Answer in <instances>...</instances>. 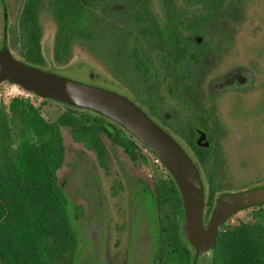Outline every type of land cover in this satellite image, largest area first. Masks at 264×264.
I'll list each match as a JSON object with an SVG mask.
<instances>
[{
	"label": "flooded vegetation",
	"instance_id": "af4514ba",
	"mask_svg": "<svg viewBox=\"0 0 264 264\" xmlns=\"http://www.w3.org/2000/svg\"><path fill=\"white\" fill-rule=\"evenodd\" d=\"M62 1L70 14L62 19L65 58L58 64L68 66L73 54L91 60L90 75L95 87L131 101L182 147L204 186L205 227L220 197L264 187V0ZM26 2L0 0V52L14 54L18 46L23 49ZM54 2L45 0L46 11L53 16ZM56 39L57 32L55 44ZM86 42H96L98 50ZM121 43L125 48L119 47ZM109 44L114 47L106 48ZM23 55L26 62L24 51ZM127 133L128 140L134 143L136 159L102 135L107 152L105 165L72 135L84 152L77 153L72 172L65 180L59 178V182L74 219L76 254L80 251L84 255L89 249L102 251L109 264H130V259L132 264H149L150 249L145 246L135 253L141 242L134 245L151 222L157 224L161 236V223L168 209L159 194L167 191L171 174L164 165L163 169L154 165L151 156H156ZM120 154L126 158L118 161ZM79 159L95 166L100 218L112 210V217L103 218L93 236L85 231L83 222L87 218L85 210L92 213L96 202L74 189L72 176ZM103 177L112 181L108 187ZM77 195L86 205L73 201ZM106 196L113 203L110 209L103 206ZM212 196L216 202L209 208L207 199ZM124 197L126 205L121 207L119 200ZM242 212L264 213V204ZM80 223L82 235L78 234ZM185 245L183 255L188 258L176 264H200L202 256H213L212 250L203 252L196 261L197 248L189 240ZM165 251L161 236L154 264H164Z\"/></svg>",
	"mask_w": 264,
	"mask_h": 264
},
{
	"label": "trees",
	"instance_id": "16d2710c",
	"mask_svg": "<svg viewBox=\"0 0 264 264\" xmlns=\"http://www.w3.org/2000/svg\"><path fill=\"white\" fill-rule=\"evenodd\" d=\"M44 7L45 0H27L22 20L25 60L38 64H46L40 19ZM53 12L58 25L55 59L61 61L65 58L62 19L70 11L64 1L55 0ZM71 13L78 14L76 10ZM64 106L67 110L55 122L45 120L40 108L23 99H10L0 106V264H80L74 219L59 182L66 159L64 129L94 151L102 165L107 154L102 135L136 159L134 143L123 127L93 111ZM170 177L167 191L159 194L168 209L161 223L164 264L188 258L183 255L188 242L183 231V201ZM215 202L213 196L207 199L209 208ZM252 214L250 221L219 232L212 249L213 264H264V213Z\"/></svg>",
	"mask_w": 264,
	"mask_h": 264
},
{
	"label": "water",
	"instance_id": "95a60500",
	"mask_svg": "<svg viewBox=\"0 0 264 264\" xmlns=\"http://www.w3.org/2000/svg\"><path fill=\"white\" fill-rule=\"evenodd\" d=\"M21 86L42 99L101 114L121 125L144 144L174 178L183 201V231L198 254L212 250L220 228L241 211L264 204V187L225 194L217 201L208 227L204 225L205 190L199 172L182 147L131 101L111 91L73 81L0 52V85Z\"/></svg>",
	"mask_w": 264,
	"mask_h": 264
},
{
	"label": "rangeland",
	"instance_id": "374dc122",
	"mask_svg": "<svg viewBox=\"0 0 264 264\" xmlns=\"http://www.w3.org/2000/svg\"><path fill=\"white\" fill-rule=\"evenodd\" d=\"M52 13L53 10H52ZM41 24L43 28V37H42V46H43V53L44 57L46 60V64H38L35 60H27L26 62L24 61V55H23V49L18 46L15 48L14 54H12L16 59H20V61H24L26 64L33 66L38 69H42L44 71L52 72L56 75H60L63 77H66L68 79H71L73 81H77L80 83H84L87 85L94 86V82L91 79V60L85 59V57L80 56V55H72L69 62V65L66 67H61L64 65L58 64L59 61L55 59L54 55V47H55V33L57 32L58 25L55 21V18L53 15H51L48 11H46V7L43 8V11L41 12ZM86 44L90 48H95V51L98 50V46L96 42H86ZM106 48H112L114 46L105 45ZM118 47V46H117ZM120 48H125L124 43H121L119 46ZM91 55H94V51L92 50ZM83 58V59H82ZM81 60V61H80ZM110 63V62H109ZM112 63H110L109 68H112ZM120 72L124 73V70H119ZM16 99V98H15ZM10 99L7 98H2L0 100V106L3 102H7ZM26 101V100H25ZM32 106L35 108H40L41 109V114L44 117L45 120L50 121V122H55L67 109L64 106L63 103L57 102V101H50V102H44L43 100H40V98L35 97V104H33L31 101H28ZM65 142H66V149H67V162L64 166V168L60 171L59 178L60 181L65 180V178L68 177V175L72 172V169L75 165V157L77 153L83 151V147L80 144H77L73 141L72 139V134L69 129H64L63 130ZM105 143L109 146V142L106 138H104ZM90 152V151H89ZM89 157L92 159H95L94 154H90L87 152ZM126 157H123V155H118L116 160H122ZM85 160H77L76 161V171L73 174V181L75 182L74 189L77 193H81L84 196L93 199L96 204L94 207V210L92 213L88 214L87 210H85V214L87 216L85 221L84 226H85V231L89 232L90 235L93 236V233L97 229V225L99 226L100 223H103V218H111L112 217V210H110V214L108 217V214L105 216L103 215L102 218L101 216V207L99 206V198L97 195V177H96V170L95 166H92L91 163H86L84 162ZM103 184L108 187L112 181L110 179H107L105 177L101 178ZM67 188V186H66ZM65 188V189H66ZM104 197V196H103ZM103 206L106 209H110L113 205L112 201L106 196L104 198ZM73 201L77 205H86V202L82 199V196L77 195L75 196V199ZM119 203L121 207H125L126 205V199L125 197L122 198V200H119ZM118 204V207H120ZM84 214V217H85ZM251 216L253 214L251 212H242L239 213L237 216L234 217V219L226 226L225 230L223 232H228L230 230L235 229L238 227L242 221H250ZM151 225L148 228V231L146 232V228L144 229V232L142 236H137L136 243L134 246L139 244L141 242L140 246L137 249H133L131 252L137 253L138 251L142 250V247L147 246L148 250L150 249L151 255H150V262L149 264H154V256L156 255L157 248L161 245V236H160V231L155 222H151ZM80 228H82L81 223L79 224ZM83 226V227H84ZM83 229V228H82ZM81 229V233L78 234H83L84 229ZM87 234V236H89ZM86 235V234H85ZM93 243V240H92ZM92 243L88 242V247L92 249ZM143 245V246H142ZM84 247V242L81 245V248ZM132 247V246H131ZM134 248V247H133ZM103 249V248H102ZM89 250V249H88ZM86 250L87 252L84 251V255L81 254L83 252L78 251L76 256L77 259L81 261L82 264H91V261H94L95 264H109L107 258L103 254L102 251L98 252L95 250ZM102 252V253H101ZM132 253V255H133ZM83 255V256H82ZM138 256V254H137ZM136 255L133 256L134 259L137 257ZM149 257V256H148ZM80 258V259H79ZM130 264L131 259H130ZM200 264H213V256L211 254H207L201 257Z\"/></svg>",
	"mask_w": 264,
	"mask_h": 264
},
{
	"label": "built area",
	"instance_id": "2783aa9c",
	"mask_svg": "<svg viewBox=\"0 0 264 264\" xmlns=\"http://www.w3.org/2000/svg\"><path fill=\"white\" fill-rule=\"evenodd\" d=\"M35 97L40 98L39 96L35 95L34 93L27 91L26 89L22 88L18 85H13L11 83H2L0 85V100L2 98H8V99H23L26 101H31L33 104H35ZM40 100H43L40 98ZM152 162L157 167H160L163 169L162 162L154 156H151Z\"/></svg>",
	"mask_w": 264,
	"mask_h": 264
}]
</instances>
